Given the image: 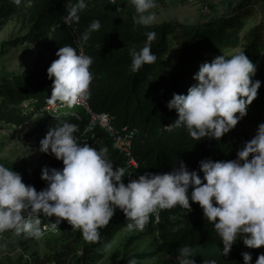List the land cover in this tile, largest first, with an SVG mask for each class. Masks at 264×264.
Returning a JSON list of instances; mask_svg holds the SVG:
<instances>
[{"label":"trees","instance_id":"1","mask_svg":"<svg viewBox=\"0 0 264 264\" xmlns=\"http://www.w3.org/2000/svg\"><path fill=\"white\" fill-rule=\"evenodd\" d=\"M70 2L76 3V0ZM118 3L120 10L116 11L117 5L110 4L109 0H86L87 7L79 13V22L68 26L64 24V17L68 14L69 0H31L30 5L27 0H21L19 5L13 0H0V24L18 18L28 26L27 34L13 45L28 43L52 53L50 63L44 69L0 80V123L20 127L34 114L42 112L44 107L64 104L50 101L54 77L48 78L47 69L58 59L56 52L60 47L72 45L93 59L90 71L94 78L90 94L85 96L89 108L93 113L103 114L109 119L110 126L115 127L120 135L131 137L129 153L137 162L138 176L146 172L167 173L183 161L190 171L196 170L202 177L199 161L208 158L213 161L236 159L238 150L253 137L230 140L225 134L219 140L203 138L197 141L185 127L169 131L165 126L174 123L178 115L166 104L174 93L186 95L188 88L196 83L193 76L199 66L204 62L210 63L217 56L224 55L229 59L236 55L231 54L234 51L245 52L257 66L264 51V0H247L226 16L186 27L173 22L148 27L138 25L134 22L136 13L129 0H118ZM156 3L157 7H167L165 0H156ZM257 5V10H254ZM255 12L260 18L247 28L245 19ZM93 20H99L101 28L91 32L84 42L81 35ZM148 32L156 33L151 51L157 60L145 64L138 72H132L130 49L139 51L147 41ZM172 44L177 46L179 53L177 62L169 66L166 56ZM252 79L260 80L261 87L247 114L237 125L257 122L264 113V73L256 72ZM63 122L78 126L74 135L81 145L87 143L97 150L107 147L108 158L114 167L125 168V156L113 149L112 140L99 128L87 131L84 119L60 117L39 132L47 133L50 127ZM41 159L46 163L44 167L63 168V162L53 155L43 153ZM44 167L13 171L21 174L26 185H33L40 191L47 187L41 179ZM189 202L191 212L176 206L161 210L156 223L150 217L145 227L154 228L157 232L156 253L169 256L175 264H178V250L185 245L194 249L192 259L196 264H207L212 259L217 264H243L242 252L251 253L252 264H255L258 256L264 253V246L250 249L242 239H238L229 254L224 256L223 243L213 224L196 210L198 203ZM55 220L56 217L41 216L42 226H51ZM65 221L62 220V224ZM127 222L124 213L117 208L109 224L99 229V242L86 241L78 230L76 251L65 247L51 257L31 258L24 264H97L103 258L102 253L96 252L97 249L109 245L126 228ZM70 237L75 238L73 235ZM147 257L137 254L120 264H128L133 258Z\"/></svg>","mask_w":264,"mask_h":264},{"label":"clouds","instance_id":"2","mask_svg":"<svg viewBox=\"0 0 264 264\" xmlns=\"http://www.w3.org/2000/svg\"><path fill=\"white\" fill-rule=\"evenodd\" d=\"M13 2L19 5L21 0ZM109 3L117 5L116 11L120 10L118 0ZM129 3L134 6L136 24L148 27L156 22L152 11L157 7L156 0H129ZM67 7L64 24L71 26L79 22V13L87 7L86 0L76 3L69 0ZM100 28V21L93 20L81 40L86 42L90 33ZM155 38V32H148L139 51L130 49L132 72L157 60L151 51ZM56 56L58 59L47 69L48 78L54 77L50 101L73 107L90 94L93 59L72 45L60 47ZM255 73L256 65L245 52L229 59L217 56L210 63H202L193 76L196 83L188 88L187 94L174 93L167 102L166 107L174 109L178 118L165 128L170 131L185 127L197 141L219 140L247 114L257 97L261 81L252 79ZM77 131V125L63 122L50 127L41 139L40 151L61 160L63 168L44 167L41 179L47 187L40 191L26 185L21 174L0 163V233L14 230L17 235L39 239L49 230L48 226L42 227L41 216L56 217L52 229L66 220L81 230L86 241L95 243L101 239L99 229L109 224L117 208L128 221V231L143 230L153 214L159 220L161 210L180 206L191 212V200L200 205L204 217L213 224L223 243L224 256L238 239L250 249L264 246V123L238 150L236 159L199 161L202 177L180 161L179 167L170 172H146L127 184L123 178L131 174L126 176L125 168L114 167L108 158V148L97 150L87 143L81 145L74 135ZM3 247L6 246L0 245ZM178 252V264H196L191 246L185 245ZM241 255L243 264H252L251 253ZM128 264L137 261L133 258ZM207 264L217 261L212 259ZM255 264H264V253Z\"/></svg>","mask_w":264,"mask_h":264},{"label":"rangeland","instance_id":"3","mask_svg":"<svg viewBox=\"0 0 264 264\" xmlns=\"http://www.w3.org/2000/svg\"><path fill=\"white\" fill-rule=\"evenodd\" d=\"M247 0H165L167 7H156L152 11L156 14L153 25L173 22L182 26H195L204 24L205 21L220 18L230 14L241 3ZM249 1V0H248ZM255 1V0H254ZM257 7L254 10H257ZM260 15L255 12L253 16L245 19L247 28L252 27ZM28 31V26L22 19L13 18L0 24V80L28 73L33 70L44 69L51 60L52 53L41 50L31 44H14L23 38ZM234 51L231 54H237ZM179 49L176 45L170 46L166 56L169 66L177 61ZM256 66V72L264 73V51ZM81 114L76 107L67 105L59 108L52 116L42 112L34 114L26 123L15 127L0 123V163L12 170L32 171L44 167L41 159L40 141L46 135L45 131L39 132L42 127L47 128L53 121L60 117ZM264 123V113L257 122L244 123L235 126L226 135L230 140L254 137L258 125ZM210 139V138H209ZM112 142V141H111ZM196 210L203 213L198 204ZM78 230L65 221L57 230L46 232L39 238L17 235L14 230L0 234V264H24L29 259L51 257L61 252L65 247L76 251L75 239ZM73 235L75 238H71ZM158 236L154 228L144 227L143 230H121L114 240L105 246H100L96 252L103 255L97 264H120V262L135 257L137 254L149 256L137 259V264H175L169 256L156 253ZM80 252L78 251V254Z\"/></svg>","mask_w":264,"mask_h":264},{"label":"built area","instance_id":"4","mask_svg":"<svg viewBox=\"0 0 264 264\" xmlns=\"http://www.w3.org/2000/svg\"><path fill=\"white\" fill-rule=\"evenodd\" d=\"M66 104L63 105H48L46 107H44V109L42 110V113L44 114H48L50 116H52L59 108H61L62 106H65ZM26 105H24L23 107H25ZM74 107L78 108L81 112V114H73L72 116L75 117L77 120H81L84 119L87 121V127L86 130L87 131H92L94 130V122L98 121L100 126L103 127L107 133H109L110 138L113 140V143H116V146H125V152L128 153V143L131 139V137H125L120 135L117 130L115 129V127L113 128H109L108 125L102 121L100 119V117L98 116H94L93 117V110H91L85 100V97L82 98L76 105H74ZM134 164H136L135 162H131V166H130V170L128 172V174H131L128 178V180L130 179H135V171H134ZM62 225V222L60 223V225H58L56 228L52 229L51 226L49 227V230H46L44 233L46 232H51V231H55L57 230L60 226ZM43 227V226H42ZM7 232V231H5ZM4 232V233H5ZM3 234V233H0Z\"/></svg>","mask_w":264,"mask_h":264},{"label":"bare ground","instance_id":"5","mask_svg":"<svg viewBox=\"0 0 264 264\" xmlns=\"http://www.w3.org/2000/svg\"><path fill=\"white\" fill-rule=\"evenodd\" d=\"M94 116H98V117H100V119H101L102 121H104V122L108 125L109 128H112V127L110 126V123H109L110 121H109V119H107L103 114H98V113H95V112H94V113H93V117H94ZM95 127H96V128H99L100 130H102L104 133H106V135L108 136V138H110L109 133H107V131H106L103 127L100 126V124H99L98 121H95V122H94V129H95ZM110 139H111V138H110ZM111 140H112V139H111ZM112 142H113V140H112ZM129 146H130V141H129V143H128V153H126V152H125V146H116V143H115V142L113 143V149H117L118 151H120V152L123 154V156H125L124 166H125V169H126V176L128 175V172H129V170H130L131 162H135V163H136V164H134V171H135L134 174H135V179H137V178H138V174L136 173L137 162H136L135 158L132 157V156L130 155V153H129ZM128 178H129V176L124 177L123 182H124L125 184H127V183L129 182ZM152 217L154 218V223H156L157 220H156V218H155V214H153Z\"/></svg>","mask_w":264,"mask_h":264}]
</instances>
